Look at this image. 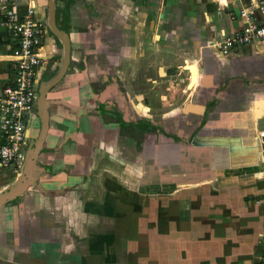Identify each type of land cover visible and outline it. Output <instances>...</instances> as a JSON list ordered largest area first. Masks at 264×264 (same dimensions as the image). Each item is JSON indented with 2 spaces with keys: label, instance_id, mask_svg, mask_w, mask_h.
Returning <instances> with one entry per match:
<instances>
[{
  "label": "crops",
  "instance_id": "obj_1",
  "mask_svg": "<svg viewBox=\"0 0 264 264\" xmlns=\"http://www.w3.org/2000/svg\"><path fill=\"white\" fill-rule=\"evenodd\" d=\"M15 3L48 33L22 166L0 165V197L24 184L0 204V264L259 262L264 43L220 46L250 0ZM15 46L0 28V94Z\"/></svg>",
  "mask_w": 264,
  "mask_h": 264
},
{
  "label": "built area",
  "instance_id": "obj_2",
  "mask_svg": "<svg viewBox=\"0 0 264 264\" xmlns=\"http://www.w3.org/2000/svg\"><path fill=\"white\" fill-rule=\"evenodd\" d=\"M250 2L251 9L241 11L245 18L243 28L220 43L224 52L240 44L264 43V20L258 23L254 19L256 10L264 17V0ZM2 27L16 37L12 53L16 71L14 81L6 85L0 94V165L18 170L22 166L28 116L37 99V71L43 62L41 50L48 27L37 19L34 5H29L26 12L20 13L15 0H0V28ZM256 264H264V250L262 258Z\"/></svg>",
  "mask_w": 264,
  "mask_h": 264
},
{
  "label": "water",
  "instance_id": "obj_3",
  "mask_svg": "<svg viewBox=\"0 0 264 264\" xmlns=\"http://www.w3.org/2000/svg\"><path fill=\"white\" fill-rule=\"evenodd\" d=\"M51 11H53V2H52V5H51ZM51 14H53V12H51ZM53 17V15H52ZM51 26L54 30V32L57 33V30H56V25L54 23V21L52 20L51 21ZM65 48H66V52H65V56H64V61L66 62L67 61V53H68V44L65 42ZM188 110H197V108L195 106H187L185 108V111H188ZM23 180L19 181L18 183H16V185L14 187H12V190L11 192H9L8 194H5L3 196L0 197V204L2 202H4L5 200L11 198L12 196H14L15 194H20V191H22V188H23Z\"/></svg>",
  "mask_w": 264,
  "mask_h": 264
},
{
  "label": "rangeland",
  "instance_id": "obj_4",
  "mask_svg": "<svg viewBox=\"0 0 264 264\" xmlns=\"http://www.w3.org/2000/svg\"><path fill=\"white\" fill-rule=\"evenodd\" d=\"M264 238V237H263ZM263 241V240H262ZM262 244H263V249H264V243L262 242Z\"/></svg>",
  "mask_w": 264,
  "mask_h": 264
},
{
  "label": "flooded vegetation",
  "instance_id": "obj_5",
  "mask_svg": "<svg viewBox=\"0 0 264 264\" xmlns=\"http://www.w3.org/2000/svg\"><path fill=\"white\" fill-rule=\"evenodd\" d=\"M139 121H136V123H138ZM140 123V122H139Z\"/></svg>",
  "mask_w": 264,
  "mask_h": 264
},
{
  "label": "bare ground",
  "instance_id": "obj_6",
  "mask_svg": "<svg viewBox=\"0 0 264 264\" xmlns=\"http://www.w3.org/2000/svg\"><path fill=\"white\" fill-rule=\"evenodd\" d=\"M258 114H261V113H258ZM258 117V116H257Z\"/></svg>",
  "mask_w": 264,
  "mask_h": 264
}]
</instances>
